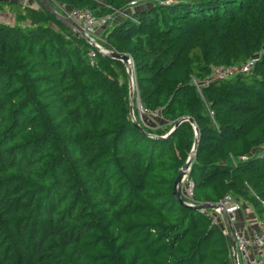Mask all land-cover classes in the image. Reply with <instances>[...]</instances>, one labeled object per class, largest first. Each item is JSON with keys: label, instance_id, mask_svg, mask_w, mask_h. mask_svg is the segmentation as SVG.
Returning a JSON list of instances; mask_svg holds the SVG:
<instances>
[{"label": "trees", "instance_id": "trees-1", "mask_svg": "<svg viewBox=\"0 0 264 264\" xmlns=\"http://www.w3.org/2000/svg\"><path fill=\"white\" fill-rule=\"evenodd\" d=\"M45 1L108 19L96 42L130 57L144 113L122 61L37 0L0 2V264H234L193 206L264 222V0Z\"/></svg>", "mask_w": 264, "mask_h": 264}, {"label": "built area", "instance_id": "built-area-1", "mask_svg": "<svg viewBox=\"0 0 264 264\" xmlns=\"http://www.w3.org/2000/svg\"><path fill=\"white\" fill-rule=\"evenodd\" d=\"M133 4L134 2H131V5ZM64 14L65 17L80 25L89 40L93 42V45L99 51L105 53L101 45L99 46L96 43L95 30L107 24L108 19L106 17L96 19L92 12L88 9L67 10L64 12ZM0 21H2L1 18ZM252 64L253 60L239 67H229L224 69L215 68L213 70V75L214 77H229L237 73H247L250 70ZM185 185L186 186L183 190V193H181V197L184 203L190 205L191 201L189 200L191 199L193 185L190 182L185 183ZM219 204L223 212L229 217L230 223L232 224L234 215L241 210V205L238 202L231 200L230 197H226L224 200L219 202ZM234 239L236 253L235 264H240L239 260H242L244 264H264V222H256L255 231L251 236L247 237L244 235H239L238 233H234ZM251 248L258 252V256H251Z\"/></svg>", "mask_w": 264, "mask_h": 264}, {"label": "water", "instance_id": "water-1", "mask_svg": "<svg viewBox=\"0 0 264 264\" xmlns=\"http://www.w3.org/2000/svg\"><path fill=\"white\" fill-rule=\"evenodd\" d=\"M37 1H39L45 8L49 9L65 25L73 28L80 35L87 37L84 30L82 29V27L80 25L74 23L73 21H71L67 17L63 16L62 14L56 13L46 3L45 0H37ZM91 43L93 44L92 41H91ZM105 53L108 54L112 58H115V59L122 61L124 63V65L126 66V70H127V74H128V86H129V109H130V115L133 118L132 106H133L134 88H133V81H132V69H131V65H130V57L128 55H120V54L113 53V52H110V53L105 52ZM136 100H137V104L139 105L138 96H136ZM134 125L138 126L136 122H134ZM175 126H177V124ZM195 131L197 132V128H195ZM196 144H197V140L194 143V147L196 146ZM192 157L193 156L191 154L189 156V159L182 165L181 169L179 170L178 175L174 181V186H173V191H172L175 200L178 201L179 203L185 204L187 206H192V205H189V204H186L183 202L182 197H181V184H182V181L188 175L189 162L192 159ZM193 208H196L198 210L213 209L219 213L221 222L223 223L225 232L227 233L228 238H229L231 250L233 252L232 259H233L234 264H235L236 263V253H235L234 228H233L232 224L230 223L229 217L221 209L220 204L219 203H217V204H209V203L197 204V205H194Z\"/></svg>", "mask_w": 264, "mask_h": 264}, {"label": "crops", "instance_id": "crops-1", "mask_svg": "<svg viewBox=\"0 0 264 264\" xmlns=\"http://www.w3.org/2000/svg\"><path fill=\"white\" fill-rule=\"evenodd\" d=\"M9 1H13V0H0V2H9ZM21 1L25 2L27 0H21ZM33 4H35V1H33ZM3 17H5V14L3 15ZM216 221L219 222L218 224L222 226L223 230L225 231L220 217L219 219H216ZM256 222L257 220L252 214L251 210L248 207L243 206L241 207V210L238 213H236L233 217L232 226L234 228V233H238L239 235H244L247 237L251 236L255 231ZM250 254L252 257L258 256V252L253 248L250 249ZM239 261L240 264H244L242 260Z\"/></svg>", "mask_w": 264, "mask_h": 264}, {"label": "rangeland", "instance_id": "rangeland-1", "mask_svg": "<svg viewBox=\"0 0 264 264\" xmlns=\"http://www.w3.org/2000/svg\"><path fill=\"white\" fill-rule=\"evenodd\" d=\"M60 9H62L63 11V13H62V15L63 16H65V14H64V12H65V10H64V6L63 7H61ZM5 14V17H3V15ZM6 17H8V15H7V13L4 11V10H0V18H1V20H5L6 19ZM97 30L98 29H96L95 30V35L97 36ZM91 41V40H90ZM99 46H100V44L98 43V42H96ZM103 49V48H102ZM263 50H264V46H263V48H262ZM104 50V49H103ZM105 51V50H104ZM131 62V61H130ZM135 96H137V94L135 95ZM133 104H135V107H136V112H137V114H138V116L140 117V118H143V110H141L140 109V106L137 104V100H136V97H133Z\"/></svg>", "mask_w": 264, "mask_h": 264}]
</instances>
